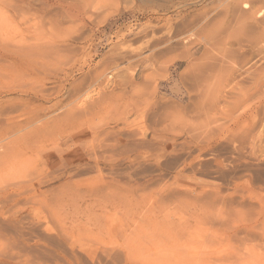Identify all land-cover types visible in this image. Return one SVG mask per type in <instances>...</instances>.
I'll return each instance as SVG.
<instances>
[{
    "label": "rangeland",
    "instance_id": "1",
    "mask_svg": "<svg viewBox=\"0 0 264 264\" xmlns=\"http://www.w3.org/2000/svg\"><path fill=\"white\" fill-rule=\"evenodd\" d=\"M0 126V264H264V0H0Z\"/></svg>",
    "mask_w": 264,
    "mask_h": 264
},
{
    "label": "bare ground",
    "instance_id": "2",
    "mask_svg": "<svg viewBox=\"0 0 264 264\" xmlns=\"http://www.w3.org/2000/svg\"><path fill=\"white\" fill-rule=\"evenodd\" d=\"M212 20H213V19H212ZM185 21H186V20H185ZM187 21H188V20H187ZM211 22H212V21H211ZM239 39H240V38H239ZM9 89L12 90L11 88H9ZM8 92H9V91H8ZM12 92H13V91H11V93H12ZM6 94H7V93H6ZM8 94H9V93H8ZM22 99H23V98H22ZM2 113H3V112H2ZM6 119H7V118H6ZM11 120H12V119H11ZM11 120L8 119L9 122H10ZM6 121H7V120H6ZM12 121H13V120H12ZM14 121H15V120H14ZM10 123H11V122H10ZM4 124H5V123H4ZM0 127H1V126H0ZM14 128H15V126H14ZM11 130H12V129H11ZM13 131H14V130H13ZM1 140H2V139H1ZM15 140H16V139H15ZM9 142H10V141H9ZM1 143H2V142H1ZM4 145H5V143H4ZM12 145H13V144H12ZM12 145H11V146H12ZM14 146H15V145H14ZM14 146H13V147H14ZM7 147H8V146H7ZM6 150H7V149H6ZM6 150H5V151H6ZM5 151H4V152H5ZM7 151H8V150H7ZM50 189H51V188H50ZM50 189H49V190H50Z\"/></svg>",
    "mask_w": 264,
    "mask_h": 264
}]
</instances>
